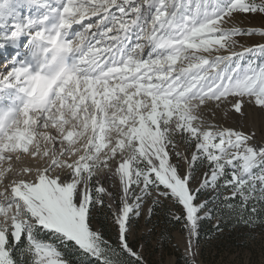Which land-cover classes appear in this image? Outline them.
Here are the masks:
<instances>
[{"label": "snow or ice", "instance_id": "6c2138e0", "mask_svg": "<svg viewBox=\"0 0 264 264\" xmlns=\"http://www.w3.org/2000/svg\"><path fill=\"white\" fill-rule=\"evenodd\" d=\"M249 16L264 0H0V54L27 38L0 73V264H69V243L95 264H145L129 237L146 198L177 209L188 256L202 191L264 227V43L239 39L264 26ZM102 207L115 244L93 225Z\"/></svg>", "mask_w": 264, "mask_h": 264}, {"label": "rangeland", "instance_id": "374dc122", "mask_svg": "<svg viewBox=\"0 0 264 264\" xmlns=\"http://www.w3.org/2000/svg\"><path fill=\"white\" fill-rule=\"evenodd\" d=\"M238 19L248 27L264 26V17L249 16L238 17ZM239 39L242 44L247 46L264 43V39L259 36ZM24 40L26 43L27 38ZM13 51L9 52L13 53L10 57H1L2 54H0V73L7 71L11 63L17 59L14 55L16 50ZM17 51L23 55L26 49L20 51L18 48ZM1 52L3 51L1 50ZM4 61L7 66L8 64L10 66H6V68ZM223 122L225 127L234 126V122L227 118H224ZM261 142H264V131H261L258 126L255 143ZM191 150L187 149L189 152ZM204 170L205 168L199 164L194 169L193 175L197 179L193 181V187L198 186L199 177ZM101 183L105 188L109 187L108 190L113 193L114 197L118 198L119 187L115 178L102 179ZM110 185H115V187ZM205 199L209 201L207 205L209 215L199 221V234L193 240L192 251L194 256H188L185 252L187 234L182 222H168L166 219L169 208H172V211H177L171 206V202L162 201L159 205L152 206L151 200L145 199L140 209V216H133L130 220L132 234L129 237L131 246L142 252L145 264H191L193 259L195 264H264V227H257L255 231H250L238 224H229L227 217L231 213H235L236 216V212L226 209L215 192L202 191L198 200ZM104 200L106 205L111 203L113 208H116L119 202L118 199H114V204L113 200H109L107 197ZM129 202L131 203V201ZM150 206L153 207V213L149 217L148 208ZM257 208L258 215L264 218V205H258ZM177 214H179L178 211ZM93 225L101 231L105 239L115 244L117 234L112 223L111 212L107 207L97 208L94 211ZM66 250L76 255L79 260H88L71 243L68 244Z\"/></svg>", "mask_w": 264, "mask_h": 264}, {"label": "trees", "instance_id": "16d2710c", "mask_svg": "<svg viewBox=\"0 0 264 264\" xmlns=\"http://www.w3.org/2000/svg\"><path fill=\"white\" fill-rule=\"evenodd\" d=\"M244 215H247V210H244ZM235 213H231L229 217H227L229 224H237L235 219ZM65 258L69 261L70 264H95L94 261H90L89 259L86 261L79 260L76 255L72 254L69 250L64 251Z\"/></svg>", "mask_w": 264, "mask_h": 264}, {"label": "bare ground", "instance_id": "6f19581e", "mask_svg": "<svg viewBox=\"0 0 264 264\" xmlns=\"http://www.w3.org/2000/svg\"><path fill=\"white\" fill-rule=\"evenodd\" d=\"M24 39H26V38L22 37V38H21V41L19 42V44H20V47H19V48H20V51H21L22 49H24V44H25V43H24V42H25ZM13 50H16V51H17L18 49H17V48L14 49V48H11V47L6 49V51H8V52H12ZM2 51H5V50H2ZM13 52H14V51H13ZM0 53H2L1 50H0ZM1 57H5V56L2 55ZM4 66H5V67L7 66V63H6L5 61H4ZM4 66H3V68H4ZM8 66H10V64H8ZM8 66H7V67H8ZM7 67H6V68H7ZM4 69H5V68H4ZM118 187H119V185H118ZM106 188L109 189V187H106ZM113 202H114V204H115V200H113Z\"/></svg>", "mask_w": 264, "mask_h": 264}]
</instances>
